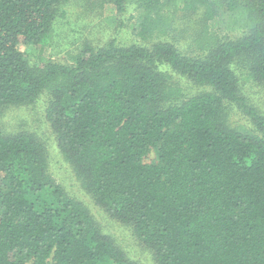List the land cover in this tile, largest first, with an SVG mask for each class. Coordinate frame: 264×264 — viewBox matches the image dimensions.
Instances as JSON below:
<instances>
[{"label": "trees", "instance_id": "obj_1", "mask_svg": "<svg viewBox=\"0 0 264 264\" xmlns=\"http://www.w3.org/2000/svg\"><path fill=\"white\" fill-rule=\"evenodd\" d=\"M67 1L0 0V116L45 94L64 159L158 264H264V114L241 87L264 82V0H107L111 13L132 7L137 41H86L71 65L49 56ZM199 9L198 37L214 44L190 57L173 21ZM165 66L213 90L185 99ZM227 102L252 127L230 126ZM50 263L139 264L54 181L43 139L0 125V264Z\"/></svg>", "mask_w": 264, "mask_h": 264}, {"label": "rangeland", "instance_id": "obj_2", "mask_svg": "<svg viewBox=\"0 0 264 264\" xmlns=\"http://www.w3.org/2000/svg\"><path fill=\"white\" fill-rule=\"evenodd\" d=\"M106 3L107 0H68L61 4L60 9L65 10V13L59 11L57 14L49 41L51 44L49 56L53 61L68 65L73 64L74 56L81 51L86 41L96 46L111 42L119 46H129L137 41L128 27V16L132 12V7L129 6L126 11L122 12L115 9L111 13ZM201 12V9L187 12L179 11L173 21L180 31L178 45L182 49L181 52L190 57L205 54L204 47L214 44H209L210 38L204 42L198 37L202 27ZM111 15L116 18L110 19L109 16ZM175 34L178 37V33L175 32ZM226 34L234 38L243 35L244 31H233ZM223 38L219 37L218 40L221 41ZM141 43L146 42L141 41ZM19 47L33 61L37 60V54L32 46L21 43ZM234 68L238 73L241 72L242 68L240 69L237 64H234ZM164 69H168L174 80L181 86L185 99L201 92L213 90V87L199 85L192 78L173 71L169 66H165ZM241 87L250 105L254 106L259 113L264 114V82L242 77ZM46 106L47 97L45 94L35 105L12 106L0 116V125L8 134L27 130L34 132L43 139L47 147L49 173L54 181L60 184L69 196L86 205L103 232L110 235L115 243L120 246L126 258L139 264H158L154 251L142 243L133 225L118 221L105 208L101 207L96 202L94 195L84 186L69 162L64 159L57 145L56 136L46 118ZM226 106L229 111L228 124L230 126L235 127L240 123H247L252 127L249 116L241 108L228 102ZM155 158L156 151L153 149L148 154L146 161H153Z\"/></svg>", "mask_w": 264, "mask_h": 264}]
</instances>
